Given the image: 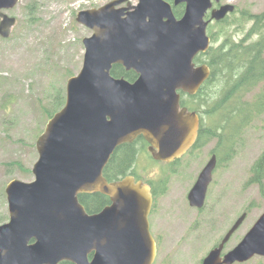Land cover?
Returning a JSON list of instances; mask_svg holds the SVG:
<instances>
[{
    "label": "water",
    "instance_id": "1",
    "mask_svg": "<svg viewBox=\"0 0 264 264\" xmlns=\"http://www.w3.org/2000/svg\"><path fill=\"white\" fill-rule=\"evenodd\" d=\"M19 2L0 0L2 37H10L17 23L4 9ZM182 3L184 14L177 17L173 6ZM235 10L221 0H112L78 12L77 21L93 30L83 38V66L68 79L64 106L36 141L35 178L7 185L10 218L0 224V264L153 263L150 186L132 175L110 182L104 169L118 146L138 136L159 160L177 158L195 142L199 116L181 108V91L195 94L210 78L209 65L196 64L195 58L211 46L210 22ZM114 65L138 77H116ZM217 160L212 154L192 187V205H204ZM94 192L108 195L111 203L89 213L79 195ZM246 217L237 219L202 264L264 256V213L222 256Z\"/></svg>",
    "mask_w": 264,
    "mask_h": 264
},
{
    "label": "rangeland",
    "instance_id": "2",
    "mask_svg": "<svg viewBox=\"0 0 264 264\" xmlns=\"http://www.w3.org/2000/svg\"><path fill=\"white\" fill-rule=\"evenodd\" d=\"M32 1L20 0L15 7L4 9L17 18V23L10 37L0 35V224L10 218L6 192L9 182L13 179L30 182L35 178L33 166L39 158L36 141L51 118L46 109H52L58 94L66 97L68 79L83 66V38L91 36L93 30L78 22L77 14L112 0H35L38 9L35 16H30L26 6ZM222 3H232L236 10L227 15L230 17L226 25L220 27L211 22L214 24L211 30L209 25V33H220L223 29L214 45L228 33L236 39L245 36L253 20L247 19L244 26H238L234 18L242 17V12L264 11V0H221ZM219 81L208 90L209 98L222 95ZM258 90L246 99L253 100ZM201 116L208 124H214L219 118L205 112H201ZM233 140L227 154H224L225 148L218 147V138L195 147L182 157L176 171L167 163L151 159L144 142L136 145L134 170L138 179L145 184L165 183L167 196L180 202L215 153L213 150L217 148L216 153L224 157L220 159V154L217 155L218 163L204 210L197 214L195 210L192 213L182 208L178 224L170 229L176 236L172 233L170 243L164 242L160 250L162 256L167 257L166 264H201L203 257L243 212H247V217L227 248L238 243L264 213V190L248 182L252 165L264 151V112L244 126ZM241 264H264V257L257 255Z\"/></svg>",
    "mask_w": 264,
    "mask_h": 264
},
{
    "label": "trees",
    "instance_id": "3",
    "mask_svg": "<svg viewBox=\"0 0 264 264\" xmlns=\"http://www.w3.org/2000/svg\"><path fill=\"white\" fill-rule=\"evenodd\" d=\"M26 9L27 14L35 16L38 9L36 1L30 2ZM184 10L185 4L174 6V12L178 17L183 15ZM229 17L230 15L214 23L222 27L221 25L229 22ZM247 19L253 20V25L244 37L236 39L228 33L219 44L214 45L219 39L218 35L223 33V29L220 33L218 31L219 34L210 31L212 45L208 51L200 53L195 58L197 64L206 63L211 68L210 78L198 93L194 95L182 93L181 103L189 110L199 113L201 118L195 147L204 146L210 140L218 138V147L225 148L224 154H227L233 145L234 137L240 130L264 112V11L257 14L244 11L242 17L234 18V22L241 27L246 24ZM213 25L210 24V30ZM111 72L116 77H125L130 81L138 77L134 70H128L122 65H114ZM218 80L222 95L211 99L208 90ZM256 89L259 90L258 93L253 94V100L246 99ZM65 101V95L58 94L53 101L52 109H46L47 114L52 117L64 106ZM201 112H205L208 116L219 115V118L214 124H208L201 116ZM243 115H245L244 119H242ZM141 141L143 142V136L116 148L104 169V175L110 182L120 180L127 175L139 178L134 170V163L138 154L136 145ZM213 152L218 153V149H214ZM219 156L220 159L224 158L222 154ZM251 172L248 182L257 184L264 190V151L252 165ZM79 199L89 213L97 211L110 200L108 195L101 192L81 193ZM59 264L73 263L63 261Z\"/></svg>",
    "mask_w": 264,
    "mask_h": 264
},
{
    "label": "flooded vegetation",
    "instance_id": "4",
    "mask_svg": "<svg viewBox=\"0 0 264 264\" xmlns=\"http://www.w3.org/2000/svg\"><path fill=\"white\" fill-rule=\"evenodd\" d=\"M187 95H190V94H187ZM184 107H186V106H184L181 103V108H184ZM199 128H200V126H199ZM198 134H199V129H198ZM198 134H197V138H198ZM140 137H142V136H140ZM197 138H196L195 142L181 156H179L177 158H174L172 160H159V159H157L154 156V152L150 150L151 144L144 137H143V142L148 147L147 153H148V155L150 156L151 159L159 161V162L167 163L169 165V167H171L173 169V171H176L178 169V165H179L178 163L182 160V157L185 156L186 154L191 153V151L194 150ZM203 168L201 169V171L203 170ZM164 170H166V169H164ZM201 171H200V173H201ZM200 173L198 174V176L196 177L194 183L192 184L190 189L186 192V194H183L181 196V202L182 203L180 202L179 199L173 200L172 198H169V195L167 196L166 193L168 192V190L166 189L165 183L162 182L160 186L159 185H155V183H148L150 188H151L150 190H151V198H152V205H151V208H150V212L148 214L149 229H150V232H151V234L153 236V239H154L155 245H156L155 259H154L152 264H166L167 257L166 256H162V254L160 252L161 246L163 245L164 242H169L170 243V240H169L170 236H172V233H174V232L170 231V229L178 224V221L180 220L179 215H180V213L182 211V208L183 209H188L189 211H192V213H194L193 211L195 210L197 212V214H199L206 207V200H205V203H204L203 206H197V205H192L191 201L189 199V193H190L192 187L194 186V184L196 183ZM135 179L136 180H140V179H137L136 177H135ZM110 203H111V200H109V203H107L106 205L102 206L101 208H99L97 211H95L93 213H98V212L102 211L105 208V206H107ZM243 213H247V212H243ZM186 214H187V216L189 218V214L188 213H186ZM241 225H240V227H241ZM239 228L233 233V235L231 236L229 241L225 244L224 249L222 251V256H224L228 251L233 249L241 241L240 240L234 246H232L230 248H227V245L229 244V242L231 241V239L233 238L235 233L239 230ZM229 229L227 230V232L229 231ZM227 232L221 237V239L210 250H212L213 248H215V247L220 245V243L222 242V240L225 237V235L227 234ZM174 234L176 236V233H174ZM171 240L173 241L174 238H171ZM202 261H203V259H202ZM202 261H201V264H202ZM241 263H244V262L236 261V262H234L232 264H241Z\"/></svg>",
    "mask_w": 264,
    "mask_h": 264
}]
</instances>
